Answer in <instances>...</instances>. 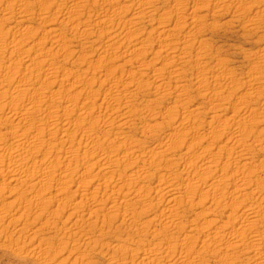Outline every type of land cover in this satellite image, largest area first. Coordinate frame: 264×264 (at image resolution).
I'll list each match as a JSON object with an SVG mask.
<instances>
[{
  "label": "rangeland",
  "instance_id": "1",
  "mask_svg": "<svg viewBox=\"0 0 264 264\" xmlns=\"http://www.w3.org/2000/svg\"><path fill=\"white\" fill-rule=\"evenodd\" d=\"M0 264H264V0H0Z\"/></svg>",
  "mask_w": 264,
  "mask_h": 264
}]
</instances>
